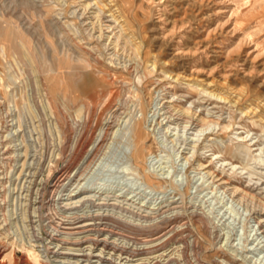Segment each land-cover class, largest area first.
<instances>
[{"label": "rangeland", "instance_id": "obj_1", "mask_svg": "<svg viewBox=\"0 0 264 264\" xmlns=\"http://www.w3.org/2000/svg\"><path fill=\"white\" fill-rule=\"evenodd\" d=\"M111 1L0 0V263L264 264V0Z\"/></svg>", "mask_w": 264, "mask_h": 264}, {"label": "bare ground", "instance_id": "obj_2", "mask_svg": "<svg viewBox=\"0 0 264 264\" xmlns=\"http://www.w3.org/2000/svg\"><path fill=\"white\" fill-rule=\"evenodd\" d=\"M99 2V1H98ZM103 2V1H102ZM113 2H115L114 0H113ZM112 1H111V4L113 3ZM99 4V3H98ZM118 11H119V8L117 9ZM118 11H116V12H118ZM113 14H115V13H113ZM116 15V14H115ZM114 15V16H115ZM120 17H121V15H120ZM118 19V17L117 16H115V20H117ZM12 33H14V35H17L18 33L17 32H15V31H10V30H8V28H4L3 27V29H1L0 30V38H1V40L2 41H4V43L6 44V46L9 48V50H17V45H16V43H11V41H9V39L11 38V37H9V35L11 36V34ZM13 42V41H12ZM229 87H230V85H229ZM231 90V89H230ZM235 90V89H234ZM234 90H233V92H234ZM237 92V91H236ZM211 93V95L212 96H215L216 98H220V99H224V98H222V97H219V95L216 93V92H214V91H211L210 92ZM239 94V93H238ZM240 94H242V93H240ZM239 94V95H240ZM67 95V94H66ZM243 95V94H242ZM237 96V95H236ZM244 96V95H243ZM23 99L25 100V96H23ZM226 100V99H225ZM238 102V101H237ZM258 103V102H257ZM236 104V103H235ZM260 105V104H259ZM256 106V105H255ZM264 106V105H263ZM260 108V107H259ZM255 109V108H254ZM253 109V110H254ZM249 111H251V110H249ZM249 111H247V112H249ZM255 111V110H254ZM258 111V110H257ZM256 112V111H255ZM257 113V112H256ZM77 115V118H78V116H79V114L77 113L76 114ZM255 115V114H254ZM64 118V117H63ZM209 125L210 124H207V123H202V126L204 127V128H207V127H209ZM134 133H135V138H136V140H135V146H136V149H137V151H136V158L138 157H140L141 159L142 158H144V154H145V149L143 148V142H144V139H145V137H147L148 136V133L145 131V129L143 128V124H142V122H139V123H137L136 124V127H135V130L133 131ZM106 135V134H105ZM103 138H104V135L103 134H101V136H99V138L95 141V143L92 145V147H91V153H90V156H92V155H95V154H97V152H98V147L100 146V144H101V142H102V140H103ZM83 142V141H82ZM85 144H81L80 146H81V149L83 150L84 148H85V146H84ZM87 146V145H86ZM236 149V154H235V156L237 157V156H239V154L241 153V151H246V149H243V148H241L240 146L238 147H236L235 148ZM79 152V151H78ZM137 158V159H138ZM251 201L253 202V199H251ZM104 241V240H103ZM105 242V241H104ZM96 244V243H95ZM110 245V244H109ZM108 244H104V246L108 249V248H110V246H109ZM122 247V246H121ZM139 249V248H138ZM114 250H115V252H119V253H122V254H126V255H129V256H135V255H142V254H144L145 253V251L144 250H135V251H129V250H126V249H124L123 247L122 248H114ZM26 258V257H25ZM27 259V258H26ZM12 260V259H11ZM100 260V259H99ZM102 260V259H101ZM27 261H29V262H27ZM26 261V264H45V262H43V260H40L39 259V257L38 256H35V255H29L28 256V260ZM10 262V261H9ZM0 264H2V263H0ZM3 264H6V263H3ZM10 264H12L11 262H10ZM99 264V263H98Z\"/></svg>", "mask_w": 264, "mask_h": 264}]
</instances>
